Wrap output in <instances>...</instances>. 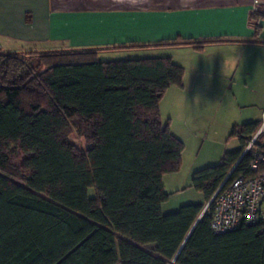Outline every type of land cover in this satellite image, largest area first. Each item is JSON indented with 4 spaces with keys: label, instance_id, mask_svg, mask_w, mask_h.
<instances>
[{
    "label": "trees",
    "instance_id": "1",
    "mask_svg": "<svg viewBox=\"0 0 264 264\" xmlns=\"http://www.w3.org/2000/svg\"><path fill=\"white\" fill-rule=\"evenodd\" d=\"M249 19L260 42L264 8ZM231 40L0 47V264H170L260 121L235 123L229 137L240 147L193 173L191 186L206 203L164 212V177L181 169L186 146L164 120L161 102L171 86H183L184 67L171 56L99 55ZM75 131L84 147L72 141ZM263 141L264 134L231 178L255 174ZM214 209L213 200L174 264H264L261 225L215 233Z\"/></svg>",
    "mask_w": 264,
    "mask_h": 264
},
{
    "label": "crops",
    "instance_id": "2",
    "mask_svg": "<svg viewBox=\"0 0 264 264\" xmlns=\"http://www.w3.org/2000/svg\"><path fill=\"white\" fill-rule=\"evenodd\" d=\"M255 1L0 0V37L12 39L21 46L20 50L31 49V46L48 50L234 39L209 43L201 49L191 45H167L101 52L113 59L123 58L117 57L122 52L142 50L150 51L147 56H171L184 67L185 73L183 86H171L161 102L165 121H169L171 130L186 147V142L192 139L219 142L215 152L225 153L239 146L220 148L222 132L229 136L235 123L260 121L264 111V91L262 97L259 93L264 89V20L260 22L262 30L258 42L255 24L249 19L255 7L264 8V3L256 5ZM238 82L244 87L257 84L261 87L244 99L249 100L248 103H243L256 109L245 121L237 117L232 124L228 114L221 116V112L226 108L227 93ZM209 165L213 164L206 166ZM201 168L202 165L191 166L188 176ZM188 179L173 174L166 181L172 180L170 185L188 186ZM201 202L206 203L205 199Z\"/></svg>",
    "mask_w": 264,
    "mask_h": 264
},
{
    "label": "rangeland",
    "instance_id": "3",
    "mask_svg": "<svg viewBox=\"0 0 264 264\" xmlns=\"http://www.w3.org/2000/svg\"><path fill=\"white\" fill-rule=\"evenodd\" d=\"M11 41V43H9ZM0 45L4 48L6 51H19L21 46H19L17 43L12 41V39L6 38V37H0ZM34 48V46H31ZM26 49V48H25ZM29 49V48H28ZM150 51L142 50V51H136V53L128 51L125 53H120V56L117 57H123V58H130V57H143L150 55ZM106 53H100V59H113L111 56L105 55ZM259 87H261L259 84L256 86H246L244 87L240 82H238L235 86V88L232 90H229L227 93V103L226 108L223 109L221 112V116H224L228 114V118L232 119V124L237 121V117L239 121L243 122L245 121L249 116L250 113L253 112L256 107L253 106H245L243 103H248L249 100H244L246 97H249L253 95L254 91L257 90ZM264 89H260L259 93L261 94L260 97L263 96ZM164 105V109H165ZM165 113L167 115V111L165 110ZM243 114V116H241ZM249 114V115H248ZM164 120H166V116H164ZM232 127V126H231ZM231 129V128H230ZM229 129V130H230ZM229 133V132H228ZM72 141L78 144L81 147L85 146V143L81 137H79L76 133V131L71 135ZM222 148L229 147H240L241 142L236 137H230L228 134L222 132V137H220ZM187 143V147L185 148L184 152V164L181 168V170L177 173H170L165 177L164 180V188L166 191L170 192L169 199L163 203V211L164 212H171L177 210L181 205L186 203H196L204 201L205 197L204 194L200 191L196 190L194 187L189 186L192 180V174L189 175V168L193 165H202V167L208 165V164H216L219 163L220 158L224 152H215L219 146V142L213 143L211 141H200V140H189ZM210 151V152H209ZM197 167V166H194ZM173 174H179L181 179H185V177H189L188 179V186H177V184L172 183L170 185V182H167V178H170V176H173ZM176 176V175H175ZM166 181V182H165ZM166 183V185H165ZM90 195H94V190L91 188L89 191Z\"/></svg>",
    "mask_w": 264,
    "mask_h": 264
},
{
    "label": "built area",
    "instance_id": "4",
    "mask_svg": "<svg viewBox=\"0 0 264 264\" xmlns=\"http://www.w3.org/2000/svg\"><path fill=\"white\" fill-rule=\"evenodd\" d=\"M264 3L256 0L255 4ZM264 134V111L258 130L245 151L249 150L260 135ZM246 153V152H245ZM251 164L252 176L238 174L226 177L215 196V209L211 222L215 233L235 230L243 224L261 225L264 229V141L260 150L254 152Z\"/></svg>",
    "mask_w": 264,
    "mask_h": 264
},
{
    "label": "water",
    "instance_id": "5",
    "mask_svg": "<svg viewBox=\"0 0 264 264\" xmlns=\"http://www.w3.org/2000/svg\"><path fill=\"white\" fill-rule=\"evenodd\" d=\"M245 152L246 151H244L243 152V154L241 155V157L239 158V160L237 161V163L235 164V166L233 167V169L231 170V172L228 174V176L227 177H229L231 174H232V172L234 171V169H235V167H236V165L238 164V162L241 160V158H242V156L245 154ZM227 179V178H226ZM220 189V188H219ZM218 189V190H219ZM217 190V191H218ZM217 191L215 192V194L212 196V198L210 199V201L205 205V207H204V209H203V211H202V213H201V215L199 216V218H198V220L196 221V223L199 221V219L202 217V215L208 210V208H209V206H210V204L212 203V201L215 199V196H216V193H217ZM196 223L194 224V226L192 227V229L190 230V232L188 233V235H187V237H186V239H185V241L183 242V244L180 246V248H179V250H178V252L176 253V255H175V257H174V259L171 261V263L170 264H174V262H175V260L177 259V257L179 256V254H180V252H181V250H182V248L184 247V245H185V243H186V241H187V239L189 238V236L191 235V233H192V231H193V229H194V227L196 226Z\"/></svg>",
    "mask_w": 264,
    "mask_h": 264
}]
</instances>
